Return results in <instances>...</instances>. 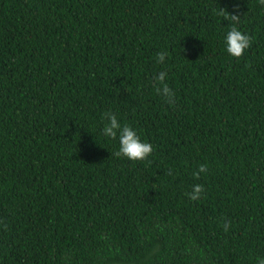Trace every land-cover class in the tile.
I'll return each mask as SVG.
<instances>
[{"label":"trees","instance_id":"1","mask_svg":"<svg viewBox=\"0 0 264 264\" xmlns=\"http://www.w3.org/2000/svg\"><path fill=\"white\" fill-rule=\"evenodd\" d=\"M232 15L252 38L238 58L222 40ZM163 70L171 102L156 91ZM107 111L153 145L147 159L114 155ZM194 184L198 200L186 195ZM257 257L264 3L0 0V264Z\"/></svg>","mask_w":264,"mask_h":264},{"label":"clouds","instance_id":"2","mask_svg":"<svg viewBox=\"0 0 264 264\" xmlns=\"http://www.w3.org/2000/svg\"><path fill=\"white\" fill-rule=\"evenodd\" d=\"M264 3V0H261ZM218 15L228 17V14L220 10ZM230 20L233 21L231 27L226 30L222 40L226 52L233 57H240L250 47L252 38L238 27V17L232 15ZM166 51H160L156 54L155 61L159 65L166 63ZM168 76L167 70L160 71L156 74L157 81L156 91L162 95L168 102H171L175 93L172 88L166 83ZM101 135L108 140H117L118 148L114 155L116 157H124L132 161L145 160L153 152V145L142 139L138 130L129 123H122L117 114L112 111H107L103 114V127L100 130ZM208 170L206 163L199 165L198 170L193 173V176L199 178L201 173ZM204 187L202 184H194L192 191L186 193L191 200H198L201 197ZM227 229V225H225ZM256 264H264V257H257Z\"/></svg>","mask_w":264,"mask_h":264}]
</instances>
